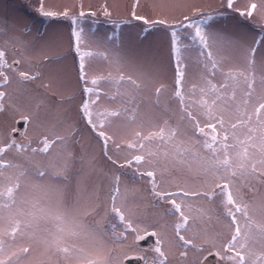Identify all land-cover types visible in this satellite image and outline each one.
I'll return each instance as SVG.
<instances>
[{
    "label": "snow or ice",
    "instance_id": "6c2138e0",
    "mask_svg": "<svg viewBox=\"0 0 264 264\" xmlns=\"http://www.w3.org/2000/svg\"><path fill=\"white\" fill-rule=\"evenodd\" d=\"M85 7L84 0H39L41 15L69 21L79 102L75 122L66 119L27 143L0 123V264H131L133 245L149 235L150 264H206L205 252L218 264H264V0L220 6L246 19L259 16L262 39L253 44L206 28L215 10L201 4L132 0L124 22L140 21L142 31L162 27L167 64L91 41L82 21L97 13ZM110 9L119 11L105 3L103 16L120 24ZM26 33L0 24V114L14 119L19 112L26 124L46 127L40 111L56 102L27 85L39 82L61 103H73L75 92L65 97L68 82L50 67L64 54L53 57L51 45ZM190 67L197 81L187 87ZM20 89L30 98L20 101L24 111L14 103ZM169 91L178 121L142 120L145 97L154 93L160 109ZM169 113L176 114L165 107L162 114ZM94 174L106 178L99 190L83 186ZM29 187L37 195L22 196ZM141 192L147 200L137 201ZM145 203L156 213L152 223L142 218Z\"/></svg>",
    "mask_w": 264,
    "mask_h": 264
},
{
    "label": "rangeland",
    "instance_id": "374dc122",
    "mask_svg": "<svg viewBox=\"0 0 264 264\" xmlns=\"http://www.w3.org/2000/svg\"><path fill=\"white\" fill-rule=\"evenodd\" d=\"M131 2L132 0H84L86 5L85 11H95L97 13L95 18L87 17L82 21L86 32L89 33V39L93 42H103L106 46L117 50L136 61L147 62L154 60L167 64L169 38L162 27L152 28L151 26H148L147 30H143L144 32L149 31L148 34L144 38H140V33L142 31L140 25L142 22L135 20H131L128 23L124 22L129 20V16L126 14V9ZM144 2L158 4L163 2V0H144ZM167 2L175 4L195 2L205 6V11L215 10L213 20L205 22V27L212 31H220L233 35L247 44H252L253 41L257 40L258 36L261 37L259 40L262 39L259 27V24L261 23L259 16L254 14L253 18H248V22L253 23V25H250L247 21L241 19L244 17L240 16L239 13L220 7L222 4L226 3V0H167ZM240 2L243 3L246 2V0H240ZM45 3L48 5L55 4L57 6L63 3H69L78 6L80 0H45ZM105 3L112 4L113 8H119V11H113V9H110V11H113L112 20L119 19L121 21L120 24H114L103 16L101 9ZM87 5H91L92 7L89 9ZM38 6L39 0H0V24H6L8 26L15 25L18 30L26 29V34L29 39L40 43H47L53 47L51 53L53 57L60 56L62 53L64 54V58L61 59L59 63L52 64L50 67L53 74L60 80H65L66 78V76L64 77L62 74V68L65 67L67 69L70 83L68 84V87L63 90L64 95L65 97L72 96L75 92V100L71 104L61 103L60 98L53 95L52 91L45 94L44 89L40 86L39 82L27 85L37 97L47 95L52 97V100L56 103L50 104L47 108L40 111L39 121L43 122L46 127H40L37 123L31 120L27 124H24L23 130L15 137L17 142L24 143H27L29 138L36 140L42 131L51 129L66 119H68L69 123L75 122V105L79 102V92L75 89V71L72 68L74 54L69 50V22L63 18L44 17L39 13ZM94 23H96L97 26H95V31L92 33V30H94ZM113 26L114 28L121 27L118 36L111 35ZM54 30H56L55 33H53ZM57 31H59L60 34H58ZM261 48L264 49V44L261 45ZM188 80L190 82L187 87H191V83L197 81V70L194 67H190L188 70ZM48 82V79L43 81V83ZM14 96L17 98L14 103L18 104L22 111L26 110L25 105L20 104V101H27L30 98L23 94V89L14 92ZM145 99L149 100V103L144 104L141 109L140 118L142 120L160 124H162L165 119L169 120L170 123L178 121L179 104L170 91L163 93L160 96V109L153 106V102L156 99L154 93H149ZM36 102H38V100L33 102V111L35 110ZM165 107L171 109L172 112L176 114H162ZM21 118L19 112L16 113L14 119L11 113L0 114V123H3L4 129L11 132V129L15 128L16 122ZM12 133L13 132H11V134ZM75 150L79 153L80 145H75ZM79 168L80 164L77 162L73 166V171ZM73 179H76V177H73ZM105 182V177L99 174H94L91 175L90 179L85 176L83 186L90 190L95 186L96 189L99 190ZM136 187L140 188L142 186L137 185ZM21 195L24 197H32L37 194L33 193L29 187L25 188ZM141 196L146 200L148 198L146 192H141L137 196V201H139ZM141 207L144 209L142 218L145 219L147 223L154 222L151 217L155 216L156 213L151 208V205L145 203L141 205ZM159 211L162 216V210ZM156 218L160 219L159 216ZM165 222H167V217L163 218L162 224ZM44 227L45 225L42 223L41 228ZM193 227H195V225ZM216 227L219 228V225ZM150 231H152V229H149V232ZM129 244H132L131 236L125 246L127 247ZM154 245L155 243L142 248L135 243L133 245L134 251L131 255L147 257L150 264L151 257L154 255L152 251ZM136 249L139 250L137 251ZM205 254H207V252L203 255Z\"/></svg>",
    "mask_w": 264,
    "mask_h": 264
},
{
    "label": "water",
    "instance_id": "95a60500",
    "mask_svg": "<svg viewBox=\"0 0 264 264\" xmlns=\"http://www.w3.org/2000/svg\"><path fill=\"white\" fill-rule=\"evenodd\" d=\"M24 124L25 122L23 118L19 119L16 122L15 129L17 131L12 133L14 137H16L19 134V132L23 130ZM154 243H155V237H152L150 235L147 236L146 239L136 242L137 246L142 247V248L148 247L149 245H153ZM131 256L134 257L131 260V264H141L142 259L135 258V257H142L141 255H131ZM206 256H208V260L206 264H217V257L209 255V254H207Z\"/></svg>",
    "mask_w": 264,
    "mask_h": 264
},
{
    "label": "crops",
    "instance_id": "0c3cea01",
    "mask_svg": "<svg viewBox=\"0 0 264 264\" xmlns=\"http://www.w3.org/2000/svg\"><path fill=\"white\" fill-rule=\"evenodd\" d=\"M93 25H94V26H93L94 30H92V33L95 31V26H97L96 23H94ZM120 28H121V27H116V28H114V26H113V30H112V34H111V35H112V36H118L119 33H120V31H119ZM148 32H149V31H146V32L141 31V33H140V38H144V37L148 34ZM260 38H261V37L258 36L257 40H256V41H253V43L257 42ZM253 43H252V44H253Z\"/></svg>",
    "mask_w": 264,
    "mask_h": 264
},
{
    "label": "bare ground",
    "instance_id": "6f19581e",
    "mask_svg": "<svg viewBox=\"0 0 264 264\" xmlns=\"http://www.w3.org/2000/svg\"><path fill=\"white\" fill-rule=\"evenodd\" d=\"M241 21V20H240ZM244 21V20H243ZM213 28H215V27H213ZM56 32V30H54L53 31V33H55ZM57 33L58 34H60L59 33V31H57ZM263 45V44H262ZM62 74L64 75V77L66 76V78H65V80L68 82V84L70 83V79H69V77H68V71H67V69L65 68V67H63L62 68ZM218 259V258H217Z\"/></svg>",
    "mask_w": 264,
    "mask_h": 264
},
{
    "label": "trees",
    "instance_id": "16d2710c",
    "mask_svg": "<svg viewBox=\"0 0 264 264\" xmlns=\"http://www.w3.org/2000/svg\"><path fill=\"white\" fill-rule=\"evenodd\" d=\"M241 19H243L244 21H247L248 22V19H246V18H241ZM69 22V21H68ZM250 25H253V23L252 22H248Z\"/></svg>",
    "mask_w": 264,
    "mask_h": 264
},
{
    "label": "flooded vegetation",
    "instance_id": "af4514ba",
    "mask_svg": "<svg viewBox=\"0 0 264 264\" xmlns=\"http://www.w3.org/2000/svg\"><path fill=\"white\" fill-rule=\"evenodd\" d=\"M207 254H208V253H207ZM207 254H205V256H206ZM141 264H143V259H142V262H141ZM217 264H218V259H217Z\"/></svg>",
    "mask_w": 264,
    "mask_h": 264
}]
</instances>
